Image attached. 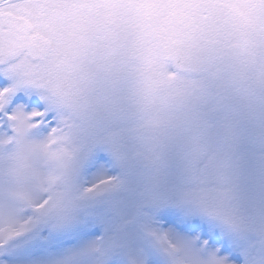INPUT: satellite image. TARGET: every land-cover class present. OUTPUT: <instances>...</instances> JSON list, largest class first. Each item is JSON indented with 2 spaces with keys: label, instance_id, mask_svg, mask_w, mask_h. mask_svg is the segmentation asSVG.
<instances>
[{
  "label": "snow or ice",
  "instance_id": "6c2138e0",
  "mask_svg": "<svg viewBox=\"0 0 264 264\" xmlns=\"http://www.w3.org/2000/svg\"><path fill=\"white\" fill-rule=\"evenodd\" d=\"M0 264H264V0H0Z\"/></svg>",
  "mask_w": 264,
  "mask_h": 264
}]
</instances>
